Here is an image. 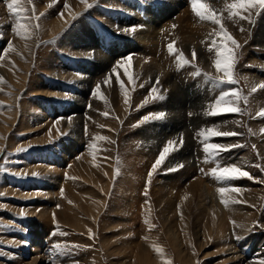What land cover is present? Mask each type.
Returning <instances> with one entry per match:
<instances>
[{"label":"rangeland","instance_id":"1","mask_svg":"<svg viewBox=\"0 0 264 264\" xmlns=\"http://www.w3.org/2000/svg\"><path fill=\"white\" fill-rule=\"evenodd\" d=\"M88 2L86 10L81 0H25V15L40 17L25 39L0 0V264H262L264 89L252 88L264 75V9L229 19L232 0H205L239 44L238 83L216 84L194 73L223 75L212 44L222 42L219 26L201 21L191 0ZM179 52L192 63L180 67ZM159 71L164 79L155 82ZM153 88L164 98L151 99ZM232 89L247 97L242 113L208 115ZM159 113L164 118L144 119ZM213 127L236 135L209 143L240 147L208 159L199 132ZM169 141L175 150L152 172ZM230 165L249 176L211 174ZM205 185L207 210L198 194ZM222 187L240 191L221 194Z\"/></svg>","mask_w":264,"mask_h":264},{"label":"snow or ice","instance_id":"2","mask_svg":"<svg viewBox=\"0 0 264 264\" xmlns=\"http://www.w3.org/2000/svg\"><path fill=\"white\" fill-rule=\"evenodd\" d=\"M28 3L31 2V0H27ZM82 3L85 4L86 10L93 7L92 3H89L88 0H81ZM25 0H7V9L10 14L16 17L15 20V28L14 31L17 35H20L22 38H30L32 25L30 21L32 19L39 20L40 17H31L25 15V13L28 11V9L24 6ZM191 7L193 10V13L200 18L201 21H210L216 25L219 26V32L217 33L218 36L222 37V42L217 43L215 40L212 42L213 47L216 48V58L214 60V66L218 71L223 72V75H213L211 73L202 72L199 68H197V71L194 73L196 76L203 75L208 80L214 81L216 84H237L238 80L234 77L233 68L236 63V57H235V48L239 47L238 42L231 36L230 33H228L227 29L225 28L223 22H222V14L218 13L217 10H214L208 3L205 2V0H191ZM225 10L228 11L229 19H233L238 17L239 19H248L251 20V16H245L244 12H251L252 9L259 8L264 9V0H232L231 3L225 4ZM32 12H35V7L33 6L31 9ZM41 16L44 15L43 13L40 14ZM75 18V17H73ZM35 27H39V24H36ZM127 31V30H126ZM132 31H135V28H132ZM231 45V47L229 46ZM11 47V46H10ZM168 49L170 53H175L178 51L174 47V43H170L168 45ZM196 53L195 50L192 51V57L195 58ZM178 63L180 67H184L185 65H189L192 63V61L188 60L183 52H179V55L177 57ZM127 63H131V57L128 58ZM127 70V69H126ZM131 76V74L129 73ZM2 80V78H0ZM264 88V84H260L258 86H253L252 91H257V88ZM100 92V86L97 85L96 93L98 94ZM101 98L102 95H101ZM164 97L162 95L157 94V89H152V96L151 99H163ZM243 100L244 103H247V97L242 95V92L237 89H232L230 91H224L219 96L218 99L215 100V103L210 106L209 111L207 112L208 115H220L223 113H242L243 109L239 107V102ZM149 101L146 99L144 103H148ZM105 116H107V113H104ZM164 113H159L156 115H153L151 117H145L144 119L147 120L149 118L151 119H162L164 118ZM259 116L264 117V109H261L258 113ZM262 132H264V129H261ZM236 135V133L231 132H220L216 128H209V129H202L199 132V136L202 138L203 141V150L207 154L208 159H213L220 155L221 152L227 151L229 147H240V145H232V146H224L216 143H209L208 141L211 139V137L214 136H231ZM96 140H106L107 137L103 136H97L95 138ZM175 141H169L167 145L162 149L159 158L155 161V164L152 168V172H155L157 169V166L161 165L166 157L174 151V145ZM180 143H183V140L181 139ZM31 147V146H30ZM93 149V153L96 150V144L93 143L91 145ZM254 147V146H253ZM18 151H25L26 149L20 148L17 149ZM6 170V169H5ZM119 170L117 169V173ZM211 174L219 179V180H226L231 181L232 179L239 178V176H249L247 172H242L240 168H238L236 165H230L228 167H214L211 170ZM238 174V175H236ZM16 175H21L20 173H16ZM33 175H39L38 173H33ZM151 176V174H150ZM149 176V181H150ZM220 193L223 194L227 191H236L239 192L240 189H230V188H220ZM147 195V193H145ZM226 204L228 201H224ZM233 203L237 201H232ZM23 214V213H22ZM89 233L91 234V230H89ZM55 235V233H53ZM63 234V233H61ZM55 248L60 251H64L67 249L66 245H55ZM158 252H162V249L157 248ZM264 264V262H262Z\"/></svg>","mask_w":264,"mask_h":264},{"label":"bare ground","instance_id":"3","mask_svg":"<svg viewBox=\"0 0 264 264\" xmlns=\"http://www.w3.org/2000/svg\"><path fill=\"white\" fill-rule=\"evenodd\" d=\"M168 10H169V11H167V12H172V10H170V9H168ZM144 12H146V14H148V15L151 16V13H150L149 10H147V11L144 10ZM162 14L164 15V13H161V15H162ZM179 18H180V17H179ZM182 18H183V17H182ZM176 19L178 20V18H176ZM180 20H181V19H180ZM187 20H188V19H187ZM150 23L153 24V22H149V24H150ZM188 23H189V22H188ZM149 24H148V25H149ZM185 24H186V23H185ZM59 25H61V22L56 21V22L54 23V25H53V27H54L53 30L56 29V27L59 28ZM262 25H264V19H263ZM179 26L182 27L183 25H179ZM185 26H186V25H185ZM183 27H184V26H183ZM263 28H264V26H263ZM181 30H182V29H181ZM261 30H262V28H261ZM185 31H186V30H185ZM259 32H260V31H259ZM183 33H184V31H183ZM146 34H147V33H146ZM184 34H185V33H184ZM260 34L263 35L264 32L262 31V33H260ZM145 44H146V43H144V45H145ZM147 45H148V44H147ZM138 64H139V63H138ZM145 66L147 67V65H142V64L140 63V67H141V68L144 67L143 69H145ZM148 66H149V65H148ZM154 67H156V65H155ZM96 68H97V67H96ZM157 68H158V67H157ZM98 69H99V68H98ZM146 69H147V68H146ZM152 69H153V68H152ZM147 70H148V69H147ZM156 70H157V69H156ZM158 70H159V69H158ZM96 71H97V70H96ZM145 71H146V70H145ZM152 71H153V70H152ZM141 73H142V72H141ZM154 73H156V72H154ZM163 75H164L163 72H161V71L157 72V73L154 75V80H155V82H156V80L160 82L162 79H164ZM251 76H252V75H251ZM166 77L169 79V76H166ZM251 80H252V79H251ZM88 81H89V80H88ZM164 81H166V80H164ZM170 81H171V80H170ZM255 81H256V82H254L255 85L264 84V75L257 76ZM172 82H173V81H172ZM157 83H158V82H157ZM157 83H156V84H157ZM164 83H165V82H164ZM160 84H161V83H160ZM168 84L172 85L173 87L175 86V87H174V88H175L174 91L177 92V93L180 92L181 97H182V95L185 96L184 89H183V90H182V89L180 90V87H179L176 83L173 82L174 85L171 84V82L168 83ZM251 84H253V83H251ZM251 84H250V85H251ZM255 85H254V86H255ZM168 87H169V86H168ZM249 88H250V87H249ZM170 89H171V88H170ZM250 89H251V88H250ZM257 89H260V88H257ZM263 89H264V88H263ZM168 93H169V92H168ZM175 94H176V93H175ZM173 95H174V94H173ZM77 97H78V95L76 96L75 100H77ZM179 97H180V96H179ZM179 97H178V98H179ZM181 97H180V98H181ZM184 98H185V97H184ZM262 98H263V97H262ZM263 99H264V98H263ZM178 100H179V99H178ZM255 100H256V99H255ZM260 100H262V99H260ZM182 101H183V100H182ZM182 101H180V102H182ZM260 102H262V101H260ZM174 103H176V102H174ZM255 103H256V101H255ZM257 103H258V102H257ZM177 104H178V103H177ZM183 105H184V104H183ZM255 105H256V104H255ZM181 106H182V105H181ZM173 107H174V106H173ZM256 107H257V106H256ZM174 108H175V107H174ZM180 109H181V108H180ZM78 110H80V107H78ZM179 111H180V110H179ZM179 111H178V112H179ZM175 117H176V116H175ZM179 117H180V116H179ZM6 118H7V117H6ZM184 118H185V117H184ZM35 120H36V119H35ZM182 120H183V119H182ZM182 123H183V122H182ZM176 125H177V126H176ZM181 125H182L181 122H179V120H178V122L175 124L174 127H176V128H177V127H179V128L182 127L181 130H183L184 125H182V126H181ZM185 128H186V127H185ZM7 130H8V129H7ZM176 130H177V129H176ZM176 130H175V131H176ZM184 130H185V129H184ZM188 131H190V130H188ZM188 131H184V132H183L184 135H181V134H180V136H181V137L184 136L185 138H189V137H190V134H189V133H190L191 131H190L189 133H188ZM168 132H169V131H168ZM181 133H182V131H181ZM188 136H189V137H188ZM93 164H94L93 161L90 160V161H88V163L86 162V164H85L86 167H85V168H87V167H89V166H92ZM187 166H189V165H187ZM188 168H189V167H188ZM201 184H202V182H201L199 185H201ZM197 187H198V185H197ZM208 187H209L208 185L202 186V191H201L200 193H198V194H200V195H199L200 201L206 203V204L204 205V206H206V210L208 209L207 207H210V208H211V206L209 205V204L211 203V202H210L211 200L209 201V199H210V193H211V192L209 191L210 188H208ZM194 196H195V195H194ZM194 196H192V197L189 196L190 198H189L188 201H191V200L193 199ZM194 200H195V199H194ZM207 200H208V201H207ZM213 201H214V200H213ZM202 202H201V203H202ZM188 204H189V203H188ZM198 204H199V203H198ZM202 204H203V203H202ZM216 205H217V204H216ZM70 207H71V206H68V208H70ZM212 207H214V206H212ZM68 208H67V209H68ZM210 208H209V209H210ZM214 209H215V208H214ZM170 210H171V208H170ZM188 210H189V208H188ZM217 210H218V209H217ZM183 211H184V210H183ZM186 211H187V210H186ZM207 215H208V214H207ZM218 215H219V214H218ZM208 217H209V215H208ZM210 217H211V215H210ZM212 217H213V215H212ZM215 218H216V217H215ZM211 221H212V220H211ZM223 223H224V218L221 216L220 221H219L218 223L216 222V224H217V225H222V226H223ZM211 224H212V223H211ZM214 224H215V223H214ZM215 226H216V225H215ZM143 258H144V257H143ZM143 258H142V259H143ZM144 260H145V258H144Z\"/></svg>","mask_w":264,"mask_h":264}]
</instances>
